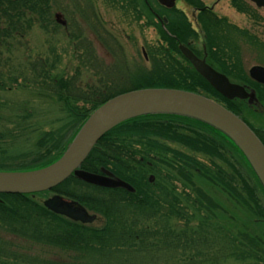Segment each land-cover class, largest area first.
I'll use <instances>...</instances> for the list:
<instances>
[{
  "label": "trees",
  "instance_id": "obj_1",
  "mask_svg": "<svg viewBox=\"0 0 264 264\" xmlns=\"http://www.w3.org/2000/svg\"><path fill=\"white\" fill-rule=\"evenodd\" d=\"M63 5L61 0H0V170L53 163L90 113L119 94L142 88L202 94L201 88L210 96L204 79L177 58L174 38L162 28L170 43L149 54L153 63L162 58L165 74L141 80L146 77L141 69L144 77L136 79L123 47L96 10L75 4L67 12ZM134 14L139 19L143 12ZM183 24L187 27L183 19L175 20L165 28L181 39L175 28ZM34 28L49 34L61 28L74 41L78 65L72 74L56 72L59 57L51 55L13 67V52L26 46ZM96 43L108 60L96 55ZM15 88L27 89L34 101L55 104L56 115L32 100L12 104L1 98ZM230 111L242 115L241 109ZM241 119L264 145V125ZM81 168L108 169L134 192L71 175L48 191L0 193V264H222L229 259L264 264V189L239 149L213 127L178 115L138 116L103 135ZM48 193L81 203L103 223L82 224L54 214L36 199ZM52 252L65 257H50Z\"/></svg>",
  "mask_w": 264,
  "mask_h": 264
},
{
  "label": "water",
  "instance_id": "obj_2",
  "mask_svg": "<svg viewBox=\"0 0 264 264\" xmlns=\"http://www.w3.org/2000/svg\"><path fill=\"white\" fill-rule=\"evenodd\" d=\"M172 7L175 0H157ZM264 8V0H250ZM181 53L196 71L218 92L228 99H251L254 93L230 83L222 74L198 59L186 46L180 44ZM250 77L264 84V67L253 66ZM149 114H170L201 121L223 134L245 157L264 189V145L255 133L235 114L219 103L197 93L172 88H142L110 98L98 106L77 131L62 155L42 168L22 171L0 170V193L34 194L44 192L62 183L69 176L104 188H122L134 192L126 181L111 171L101 168L99 173L81 168L99 139L111 129L129 119ZM151 176L149 180L151 181ZM54 214L82 224H91L96 214L89 213L80 203L52 195L42 202Z\"/></svg>",
  "mask_w": 264,
  "mask_h": 264
},
{
  "label": "rangeland",
  "instance_id": "obj_3",
  "mask_svg": "<svg viewBox=\"0 0 264 264\" xmlns=\"http://www.w3.org/2000/svg\"><path fill=\"white\" fill-rule=\"evenodd\" d=\"M202 1L207 5H211L215 0ZM230 1L231 0H221L218 2L216 5L217 11H220L221 14H225L229 19V22L238 27L245 28L254 36L257 34L259 37L257 35L256 36L261 38L260 40L264 41V9L261 8L258 10L252 4L245 1L240 3H237V1L230 3ZM61 2L64 3L63 6L66 8L65 11L71 12L73 10L74 5L72 6V3L69 2V6H65L68 2H65V0H62ZM91 2L93 3L94 9L99 14V17L103 21L106 29L109 31L111 30V33L117 38V41L123 47L126 58L132 67L131 71L134 73L136 79L144 77L140 72L143 69L146 71V77L141 80L149 78L154 80V78L165 74L164 72L166 71L164 70V67H162V63H160L162 58L157 57L156 60L160 61H158V63H154L153 67L151 66L152 64L149 60L146 59L147 56L149 57L148 51H153L154 48H157L155 43L158 41L156 40L157 36H155L152 27H149L144 19H135L128 10H123L118 5H111L110 0H106L107 4H104V0H91ZM117 4L121 5L122 3ZM176 7L182 9L186 7V4L182 0H179ZM235 7L238 11H246L248 15L244 18L242 14L236 12L237 10ZM186 12L189 16L191 10H186ZM161 14L166 17L168 15L165 11H162ZM187 19L190 20L191 27L194 28L195 25L193 24L192 19ZM236 26L229 24L228 29L225 28L224 30L220 27L218 33L216 32V35H213V38L217 40L220 52L223 54H233L235 56V64L237 65L238 63L241 67L248 68V66L252 64H264V44L260 45V41L258 40L257 42V39H255L252 35L250 39L243 37L246 34H243L242 36L238 32L242 30L238 29ZM25 42L27 43L26 46L13 52L11 63L15 68L25 65L26 59L28 60V58L31 60L36 57H45L49 55L52 57H59V62H57L55 70L56 72H62L64 69L67 70L69 74H72L75 67L78 65L75 58L76 53L73 51L74 41L68 39L65 32L61 28H58V31L54 34H49L42 29L39 30L34 28L29 32ZM143 47L146 57H144L142 52ZM94 48L97 56L104 60H108V54L101 49L100 45L96 43L94 44ZM197 91L204 92L201 88L197 89ZM263 92L264 91L261 90L260 94ZM1 98L12 104H18L22 100L34 101V98L31 96V92L27 89L21 88H15L1 93ZM32 104L38 106L40 109L42 107H47L56 115V110H54L56 108L55 104H44L42 100L34 101ZM241 117L249 121L254 127H261L264 125V115H261L260 117L258 116L259 118H257L256 116L253 117L249 114L247 110H244ZM40 119L42 120L41 117ZM180 191L181 188L179 187L178 192ZM52 194L53 193H48L45 196H38L36 199L42 202L45 198L51 196ZM96 215L97 218L93 224L99 226L103 223V219L98 214ZM9 238L17 244L18 240L13 239L12 237ZM21 244L22 242L19 243V245ZM50 255H52L50 257L57 259H64L63 257H65L61 252H52ZM222 264L241 263L229 259Z\"/></svg>",
  "mask_w": 264,
  "mask_h": 264
},
{
  "label": "flooded vegetation",
  "instance_id": "obj_4",
  "mask_svg": "<svg viewBox=\"0 0 264 264\" xmlns=\"http://www.w3.org/2000/svg\"><path fill=\"white\" fill-rule=\"evenodd\" d=\"M62 1V0H61ZM179 0L174 1V5L172 7H167L165 5L160 4L157 0H110L111 5L115 3H122L121 5L116 4L120 7H125L123 10H128L129 13L132 14V16L135 17L136 11H141L143 14L140 16L141 19H144L145 22L149 25V27H152V30L155 34L156 40L158 41L155 43L157 45V48L160 46H167L170 43L169 39H165L161 36V33L159 31V27L162 28L167 35L174 38V43L177 46V49L179 51V57H177L183 65L188 68L191 72L193 71L197 76H199L202 80L204 79L194 68V66L190 63V61L181 53L179 49V45L182 44L186 46L198 59L204 60V62L213 70L216 72L224 75L230 83L237 84L242 86L247 93H254L252 98L249 99L248 97L245 99H239V98H233L228 99L224 95H222L220 92H218L210 83H208L205 79L203 80L204 86L209 88L210 93H206L209 98L212 100L218 102L228 110L230 109H241L242 112L246 109L250 110L253 113H261L264 115V92L260 94V91H264V85L255 81L250 77V69L253 66H262L264 67V64H252L246 67H241L240 65L235 64V56L232 54H223L220 52L219 47L217 45V40L213 38V35H216V32L218 33V30L220 27H222V30L225 28L228 29V25L232 24L236 26L235 24L229 22V19L225 14H221L220 11H217L216 5L221 0H215L211 5L205 4L202 0H182L186 7L179 9L176 7L177 2ZM237 1V3H240L242 1H245L247 3L252 4L256 9H261L256 7L253 3H251L249 0H231L230 3H234ZM66 2L72 3V6L75 4H78V6L85 7L86 9H90L91 7L94 8L93 3L91 0H66ZM124 3V5H123ZM104 4H107L106 0H104ZM237 10V8L235 7ZM186 10H191L190 15H187ZM162 11L167 12V17L163 16L161 14ZM239 14H242L245 18V16L248 15L246 11H236ZM147 14V15H146ZM149 14V15H148ZM187 18H191L193 24L195 27H191V22ZM61 19V18H59ZM184 20L187 27L184 25L183 27H177V29L181 35L183 36L181 39H178L173 34H171L165 26L171 23V21H179ZM59 24L62 25L63 22L61 20H58ZM90 24H83L84 28L87 30L90 29ZM104 26V23H103ZM238 29L242 31H238L242 36L243 34H246L243 37H246L247 39L251 38V35L254 36L250 31L246 30L245 28H241L236 26ZM104 29L106 27L104 26ZM109 33L114 37V39L117 40V38L111 33V30ZM255 34V33H254ZM257 35V34H256ZM254 36L255 39L260 41V45L264 44V41L260 40L261 38H258L257 36ZM253 38V37H252ZM157 48H154L153 51H148L151 54H155L157 51ZM229 51V49H228ZM142 52L144 54V57H146V53L144 52V47L142 48ZM177 55V53H175ZM149 62L152 64L153 67V61L152 57L149 54V57L147 58ZM151 67V68H152ZM245 78V79H244ZM203 90V89H202ZM203 95V91H201ZM261 99H260V97ZM262 100V101H261ZM230 108V109H229ZM241 113V112H240ZM239 117V116H238ZM149 177V176H148ZM57 194V193H53Z\"/></svg>",
  "mask_w": 264,
  "mask_h": 264
}]
</instances>
